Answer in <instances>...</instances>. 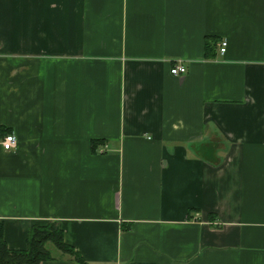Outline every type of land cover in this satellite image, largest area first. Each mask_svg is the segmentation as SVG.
Listing matches in <instances>:
<instances>
[{"label":"crops","instance_id":"0c3cea01","mask_svg":"<svg viewBox=\"0 0 264 264\" xmlns=\"http://www.w3.org/2000/svg\"><path fill=\"white\" fill-rule=\"evenodd\" d=\"M0 128L7 246L84 261L40 264H264V0H0Z\"/></svg>","mask_w":264,"mask_h":264},{"label":"trees","instance_id":"16d2710c","mask_svg":"<svg viewBox=\"0 0 264 264\" xmlns=\"http://www.w3.org/2000/svg\"><path fill=\"white\" fill-rule=\"evenodd\" d=\"M211 45L209 40H205L206 49L211 48ZM54 250L84 262L74 247L64 241L63 231L54 220L46 225L29 227L25 248H9L3 238V226L0 223V264H40L52 258Z\"/></svg>","mask_w":264,"mask_h":264},{"label":"built area","instance_id":"2783aa9c","mask_svg":"<svg viewBox=\"0 0 264 264\" xmlns=\"http://www.w3.org/2000/svg\"><path fill=\"white\" fill-rule=\"evenodd\" d=\"M225 46H226V41L222 40L220 42V49L219 50L221 52H223L225 50ZM170 72L174 75L182 74V73L186 72V67H185V65L178 62V63H175L170 68ZM1 144L5 150L14 149L17 145V140H16V136L14 135V133L9 132V133L5 134L1 140Z\"/></svg>","mask_w":264,"mask_h":264}]
</instances>
